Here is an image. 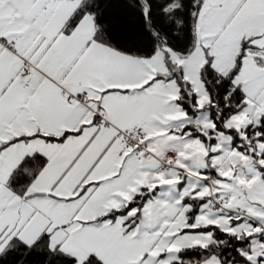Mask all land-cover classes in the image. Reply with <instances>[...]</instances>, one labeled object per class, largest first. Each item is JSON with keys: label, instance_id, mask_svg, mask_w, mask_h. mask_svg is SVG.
Segmentation results:
<instances>
[{"label": "snow or ice", "instance_id": "obj_1", "mask_svg": "<svg viewBox=\"0 0 264 264\" xmlns=\"http://www.w3.org/2000/svg\"><path fill=\"white\" fill-rule=\"evenodd\" d=\"M0 264H264V0H0Z\"/></svg>", "mask_w": 264, "mask_h": 264}]
</instances>
